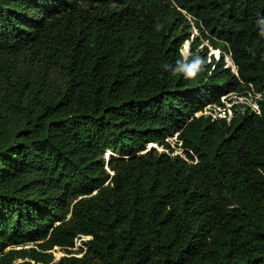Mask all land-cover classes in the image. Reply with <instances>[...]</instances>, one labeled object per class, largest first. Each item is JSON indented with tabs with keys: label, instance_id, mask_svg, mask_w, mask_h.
I'll use <instances>...</instances> for the list:
<instances>
[{
	"label": "trees",
	"instance_id": "16d2710c",
	"mask_svg": "<svg viewBox=\"0 0 264 264\" xmlns=\"http://www.w3.org/2000/svg\"><path fill=\"white\" fill-rule=\"evenodd\" d=\"M191 25L235 71L198 37L183 59ZM232 93L259 112L202 114ZM18 259L264 264V0H0V264Z\"/></svg>",
	"mask_w": 264,
	"mask_h": 264
},
{
	"label": "rangeland",
	"instance_id": "374dc122",
	"mask_svg": "<svg viewBox=\"0 0 264 264\" xmlns=\"http://www.w3.org/2000/svg\"><path fill=\"white\" fill-rule=\"evenodd\" d=\"M185 35H188V39L184 40L183 43L180 46L179 52L182 55L183 59H186L188 56H190L192 54V41H194L197 38V45L195 47V49L193 50V54L196 56L201 52H204L206 50V63H209V61L211 59H214V61L217 60H221L220 58H222V61L224 63V67L225 68H230L231 71H235V68L231 62V60L229 59V57L227 55H225L224 53L221 55L222 57H220V51L219 50H214L211 48V46L204 40H201L198 36V32L195 29V27L193 25H191V27L189 28V30H187L185 32ZM196 41V40H195ZM194 41V42H195ZM193 55V56H194ZM229 60V61H228ZM256 98H260V95H256V96H252L251 94H239L237 95L236 93H232L231 95H226L220 98V101L224 104V108L221 107H217L214 105H208L207 107H205V110L203 111L202 114H208L211 115L212 117H223L226 116L227 119H229L232 115V110L230 108V105L232 104H245V106L250 107L251 109L254 108V106H257V104L255 103V99ZM228 99H231L230 101H227ZM258 108V107H257ZM244 107L240 106L237 107V110H243ZM169 142H171V146L173 147V154H179L182 157H184V155L182 154L181 149L178 147L180 145V143H177V147L175 146V136L172 138L168 139ZM150 147H154L156 148L158 151H162L163 149L160 147L155 146L154 144H148L146 146V149H149ZM110 156L113 157H119V155L112 153L110 151H106L104 152L102 158L104 160V163L106 164L107 160L109 159ZM89 237L86 236H81L79 238H77L75 240V244H74V248L73 250L78 251V249L82 248L83 250H85V247L83 246V241L87 240ZM20 248H34L37 249L35 244L32 242L26 243L25 245H21L18 247H15V249H20ZM52 255L54 257V260H58L61 256L64 255V253L58 248L55 247L52 250ZM80 254H78L79 256ZM22 262V260L18 259L16 261H14L13 264H20Z\"/></svg>",
	"mask_w": 264,
	"mask_h": 264
},
{
	"label": "built area",
	"instance_id": "2783aa9c",
	"mask_svg": "<svg viewBox=\"0 0 264 264\" xmlns=\"http://www.w3.org/2000/svg\"><path fill=\"white\" fill-rule=\"evenodd\" d=\"M252 109H253L256 113L259 112L257 106H254V108H252Z\"/></svg>",
	"mask_w": 264,
	"mask_h": 264
},
{
	"label": "clouds",
	"instance_id": "9594fccd",
	"mask_svg": "<svg viewBox=\"0 0 264 264\" xmlns=\"http://www.w3.org/2000/svg\"><path fill=\"white\" fill-rule=\"evenodd\" d=\"M256 103V102H255ZM258 107V106H257ZM251 109V108H250ZM252 111H254L253 109H251ZM255 112V111H254Z\"/></svg>",
	"mask_w": 264,
	"mask_h": 264
},
{
	"label": "bare ground",
	"instance_id": "6f19581e",
	"mask_svg": "<svg viewBox=\"0 0 264 264\" xmlns=\"http://www.w3.org/2000/svg\"><path fill=\"white\" fill-rule=\"evenodd\" d=\"M229 61V60H228Z\"/></svg>",
	"mask_w": 264,
	"mask_h": 264
}]
</instances>
